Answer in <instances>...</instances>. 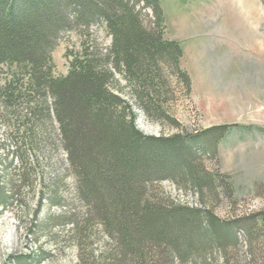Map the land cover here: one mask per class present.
I'll list each match as a JSON object with an SVG mask.
<instances>
[{
    "label": "trees",
    "instance_id": "obj_1",
    "mask_svg": "<svg viewBox=\"0 0 264 264\" xmlns=\"http://www.w3.org/2000/svg\"><path fill=\"white\" fill-rule=\"evenodd\" d=\"M146 9L152 11V27L145 26ZM99 24L111 39L105 53L98 38L89 35V42L85 34ZM165 30L162 0H0V108L21 109V116L6 125L32 151L50 128L37 124L38 119L42 113L47 119L53 114L79 178L82 201L116 229L124 252H133L142 264L146 246L167 254L171 264L176 259L184 264L198 253L203 264L216 250L226 257L227 247L241 244V234L253 249L257 236L264 239V213L221 221L207 210L164 208L161 199L148 197L150 185L171 179L198 195L202 185L212 191L215 181L202 174L200 159L214 154L217 140L230 129L214 127L191 138H156L138 129V114L122 97L116 75L128 81L138 110L158 124L162 117L172 121L162 109L167 103L161 100L166 68L191 89L180 67L183 51L177 42L164 39ZM71 31L85 40L72 56L68 74L56 77L52 53ZM0 192L4 208L9 197L4 188Z\"/></svg>",
    "mask_w": 264,
    "mask_h": 264
},
{
    "label": "rangeland",
    "instance_id": "obj_2",
    "mask_svg": "<svg viewBox=\"0 0 264 264\" xmlns=\"http://www.w3.org/2000/svg\"><path fill=\"white\" fill-rule=\"evenodd\" d=\"M162 10L164 39L180 45V67L191 89L187 91L175 70L166 68L161 100L167 103L162 109L172 121L162 117L158 124L138 110L128 81L116 75L122 97L138 114V129L156 138H191L214 127L230 129L217 140L214 154L200 159L202 174L215 181L212 191L202 185L198 195L171 179L150 185L148 197L161 199L164 208L207 210L221 221L264 213V192L259 191L264 189V1L162 0ZM143 13L149 16L145 26H154L149 10ZM85 34L89 42V35L98 38L104 53L111 44L102 24ZM84 40L76 31L62 35L52 53L56 77L68 74ZM41 115L37 124L50 128L42 134L46 140L32 151L21 134L6 125L21 116V109L0 108V189L9 197L4 208L0 206V264H142L133 252H124L116 229L82 201L58 123L53 114L52 119ZM257 237L251 249L241 234V244L227 247L226 257L216 250L203 264H264V239ZM141 253L147 256L145 264H171L167 254L158 255L147 246ZM198 255L184 264H198Z\"/></svg>",
    "mask_w": 264,
    "mask_h": 264
}]
</instances>
